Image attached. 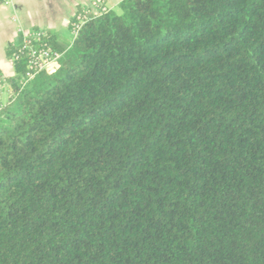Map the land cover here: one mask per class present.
<instances>
[{
    "label": "trees",
    "instance_id": "16d2710c",
    "mask_svg": "<svg viewBox=\"0 0 264 264\" xmlns=\"http://www.w3.org/2000/svg\"><path fill=\"white\" fill-rule=\"evenodd\" d=\"M119 10L7 50L0 264H264V0Z\"/></svg>",
    "mask_w": 264,
    "mask_h": 264
},
{
    "label": "crops",
    "instance_id": "0c3cea01",
    "mask_svg": "<svg viewBox=\"0 0 264 264\" xmlns=\"http://www.w3.org/2000/svg\"><path fill=\"white\" fill-rule=\"evenodd\" d=\"M105 1L115 11L123 0ZM91 3L92 0H0V68L4 75H14L7 50L22 39L21 30L46 31L52 49L63 53L75 40L71 21L79 9L90 7Z\"/></svg>",
    "mask_w": 264,
    "mask_h": 264
},
{
    "label": "built area",
    "instance_id": "2783aa9c",
    "mask_svg": "<svg viewBox=\"0 0 264 264\" xmlns=\"http://www.w3.org/2000/svg\"><path fill=\"white\" fill-rule=\"evenodd\" d=\"M5 4H8L7 2ZM110 9L105 0H92L90 7L79 9L74 19L71 21V28L75 39L84 27V25L95 20ZM22 39L14 45L15 59H25L27 71L26 81H31L39 73L53 74L59 69V63L64 53L52 49L48 42V33L41 29H34L29 32L22 31ZM7 78L0 68V104L2 105L3 95H10V88Z\"/></svg>",
    "mask_w": 264,
    "mask_h": 264
},
{
    "label": "rangeland",
    "instance_id": "374dc122",
    "mask_svg": "<svg viewBox=\"0 0 264 264\" xmlns=\"http://www.w3.org/2000/svg\"><path fill=\"white\" fill-rule=\"evenodd\" d=\"M117 13H120V10L117 8L115 10ZM9 104V95H3L2 97V105L6 107Z\"/></svg>",
    "mask_w": 264,
    "mask_h": 264
}]
</instances>
